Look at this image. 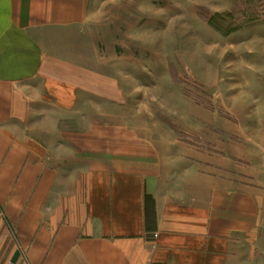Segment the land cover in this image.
I'll list each match as a JSON object with an SVG mask.
<instances>
[{"label": "crops", "instance_id": "1", "mask_svg": "<svg viewBox=\"0 0 264 264\" xmlns=\"http://www.w3.org/2000/svg\"><path fill=\"white\" fill-rule=\"evenodd\" d=\"M88 9L0 0V264H264V148L96 119L114 94Z\"/></svg>", "mask_w": 264, "mask_h": 264}, {"label": "rangeland", "instance_id": "2", "mask_svg": "<svg viewBox=\"0 0 264 264\" xmlns=\"http://www.w3.org/2000/svg\"><path fill=\"white\" fill-rule=\"evenodd\" d=\"M83 32L114 94L96 119L229 159L264 148V0H89Z\"/></svg>", "mask_w": 264, "mask_h": 264}]
</instances>
